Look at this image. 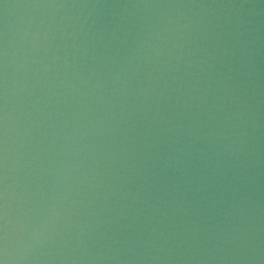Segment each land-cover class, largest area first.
<instances>
[{"label": "water", "instance_id": "1", "mask_svg": "<svg viewBox=\"0 0 264 264\" xmlns=\"http://www.w3.org/2000/svg\"><path fill=\"white\" fill-rule=\"evenodd\" d=\"M0 259L264 264V0H0Z\"/></svg>", "mask_w": 264, "mask_h": 264}, {"label": "clouds", "instance_id": "2", "mask_svg": "<svg viewBox=\"0 0 264 264\" xmlns=\"http://www.w3.org/2000/svg\"><path fill=\"white\" fill-rule=\"evenodd\" d=\"M0 260H2V261H3V264H7V261H6V259H0Z\"/></svg>", "mask_w": 264, "mask_h": 264}, {"label": "snow or ice", "instance_id": "3", "mask_svg": "<svg viewBox=\"0 0 264 264\" xmlns=\"http://www.w3.org/2000/svg\"><path fill=\"white\" fill-rule=\"evenodd\" d=\"M0 264H3V261L2 260H0Z\"/></svg>", "mask_w": 264, "mask_h": 264}]
</instances>
